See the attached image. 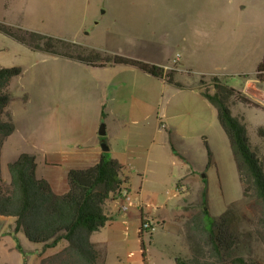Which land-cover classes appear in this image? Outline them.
Masks as SVG:
<instances>
[{"label":"rangeland","instance_id":"obj_1","mask_svg":"<svg viewBox=\"0 0 264 264\" xmlns=\"http://www.w3.org/2000/svg\"><path fill=\"white\" fill-rule=\"evenodd\" d=\"M0 23L73 43L79 32L80 40L103 57L158 61L180 72L173 78L182 90L153 79L137 85L134 76L116 72L133 73L131 67L109 66L104 73L124 86L127 82L122 109L110 103L108 123L117 127L113 143L122 154L128 185L106 201L111 220L92 235L98 264H176L178 258H190L186 240L192 220L206 211L207 224L225 221L239 237L240 257L264 264V206L244 197L233 149L202 91L204 86L215 93L213 73L230 88L259 95L255 75L264 57V0H0ZM227 42L231 46L222 48ZM227 48L234 49L233 56L216 54ZM47 57L0 33V68L22 71L12 82V94L32 86L41 71L58 67ZM86 100L76 95L63 108L66 117H84L83 133L90 130ZM231 110L234 116L246 114L250 143L264 165V137L258 135L264 111L241 104ZM124 116L128 123H121ZM106 126L103 122L99 132ZM37 143L24 135L7 143L4 181L11 179L7 163ZM51 173L64 182L57 190H65L66 169ZM125 191L132 201L114 203L125 199ZM143 222L156 227L144 234L145 250ZM15 227V220L0 217V264H85L67 242L46 249L28 242Z\"/></svg>","mask_w":264,"mask_h":264},{"label":"trees","instance_id":"obj_2","mask_svg":"<svg viewBox=\"0 0 264 264\" xmlns=\"http://www.w3.org/2000/svg\"><path fill=\"white\" fill-rule=\"evenodd\" d=\"M0 33L33 53L66 58L91 68L109 65L133 67L167 84L176 85L173 78L176 73L168 74L164 67L155 64L122 56L103 57L102 52L95 49L1 23ZM21 75L18 68H0V217L15 220V232L22 233L32 244L52 249L67 242L69 251L81 262L98 264L100 254L91 238L111 220L106 212V201L128 185L123 167L106 154L97 166L89 170L69 172V191L58 195L46 180L38 178L36 158L25 154L9 165L11 180L9 183L4 181L2 149L16 130L9 112L13 101L11 85ZM255 77L258 84L264 86V57ZM213 81L215 93L203 86V95L217 109L219 123L233 149L244 197L255 198L264 206V165L252 148L246 125L231 110L232 105L238 104L251 109L261 107L244 92L228 87L222 79L213 77ZM259 136L264 137V128L260 129ZM207 214L208 211L203 212L192 220L186 240L192 256L178 258V264H249L238 255L239 237L225 221L210 220L207 224ZM143 223L140 238L145 250ZM18 248L21 249L19 245Z\"/></svg>","mask_w":264,"mask_h":264},{"label":"crops","instance_id":"obj_3","mask_svg":"<svg viewBox=\"0 0 264 264\" xmlns=\"http://www.w3.org/2000/svg\"><path fill=\"white\" fill-rule=\"evenodd\" d=\"M258 22L261 23V21ZM77 34L78 36L73 38V41L82 46L89 47V43L80 40L79 32ZM217 43L220 45L222 42ZM225 45L231 46L227 42L222 45V48ZM216 54H225L231 57L234 55V49L227 48L218 51ZM47 55V62H51L58 67L41 71L38 74L40 79L37 80V75L32 86L19 90L16 95L13 94V101L9 112L16 125V130L6 140L2 150H4L7 143L9 144L10 140H13L18 135L31 136L35 140H40V145L38 146L37 143L33 151L17 154L11 162L7 163V169L11 163L18 161L22 155H32L36 158L38 178L46 180L56 194L64 195L69 191V172L89 170L97 166L106 154L117 161L123 167L124 172L125 167L122 164V154L117 152L116 146L113 143L117 127L109 125L108 122L110 119V103H115L119 111L122 109L121 106L125 101L124 89L127 86V82L126 86H124L118 79L105 77L104 73L108 72L113 65L104 68H91L73 60L54 55L50 56V54ZM148 62L164 67L168 74L170 72L180 74L178 69L168 67L163 62ZM133 70L134 72L130 73L125 69L119 68L116 72L120 71L134 76L137 85H139V81L143 82V84H150L148 80L152 81V79L167 84L162 80L145 74L137 68ZM209 76L220 78L213 73L209 74ZM177 81L175 79L176 85H179L178 87L182 90L183 87ZM257 89L259 95L250 96L247 88L244 90L245 95L261 107V109H257L258 111H264V86L257 82ZM76 95H79L81 100L88 99L89 112H91V117L87 120V126L90 129L89 133L79 131V128L85 123L84 117H66L63 114L65 112L64 106L67 105L71 98H75ZM132 98H136V95H132ZM113 107L114 104L110 109ZM35 109L37 112H35ZM236 117L246 127L251 124L246 114L241 113ZM120 121L121 123H125V121L129 122L127 117L121 118ZM103 122L107 123V129H105L106 137L102 136L99 132ZM261 128H264V126L258 127V135ZM128 154L127 152L126 155ZM177 155L179 156L178 153ZM182 158L184 157L182 156ZM54 168L66 169L68 174L65 177V190H57L58 183L64 182L62 179L59 181L51 173V170ZM10 180L8 181L10 182ZM129 194L130 200L122 199L114 203L132 201L131 192Z\"/></svg>","mask_w":264,"mask_h":264},{"label":"built area","instance_id":"obj_4","mask_svg":"<svg viewBox=\"0 0 264 264\" xmlns=\"http://www.w3.org/2000/svg\"><path fill=\"white\" fill-rule=\"evenodd\" d=\"M123 196L125 197L126 200H130V194L127 191L123 193ZM143 227L146 232H153L156 230V227L150 222H145V224L143 223Z\"/></svg>","mask_w":264,"mask_h":264},{"label":"water","instance_id":"obj_5","mask_svg":"<svg viewBox=\"0 0 264 264\" xmlns=\"http://www.w3.org/2000/svg\"><path fill=\"white\" fill-rule=\"evenodd\" d=\"M100 134H101L102 136H105V135H106L105 128L102 129V131L100 132Z\"/></svg>","mask_w":264,"mask_h":264}]
</instances>
